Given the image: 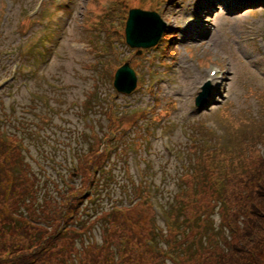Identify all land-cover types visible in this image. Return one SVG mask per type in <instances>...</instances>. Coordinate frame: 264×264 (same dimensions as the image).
I'll return each instance as SVG.
<instances>
[{
  "label": "trees",
  "instance_id": "1",
  "mask_svg": "<svg viewBox=\"0 0 264 264\" xmlns=\"http://www.w3.org/2000/svg\"><path fill=\"white\" fill-rule=\"evenodd\" d=\"M25 118L26 115L23 114L22 109L19 123H24ZM0 179L1 185H5L4 174ZM208 183L207 180H204L205 192ZM247 188L249 193L252 194V199L241 206L240 218L244 219V223L245 218H248V220L243 225L238 237H231L232 232L226 234L220 230L204 227L205 225L201 224L202 221L199 216H195L190 222L187 215L173 212L177 228L158 233L156 240L158 242L163 241L165 248H169L171 252H176L182 259L188 260L187 264L195 263L198 254L205 255L208 258L207 264H264V256L261 255L264 251V171L251 178ZM54 190H56V187ZM0 191L2 190L0 189ZM182 191L184 194L186 189H182ZM12 193H16L14 188ZM24 193H27V191ZM2 194L3 192L0 193V216H2L0 221L3 220L2 224L5 226L3 234L0 235V246H4V248H0V264H60L59 259L47 248H33L36 245L35 243L45 241L46 233L39 226L34 227L29 224L27 227H23L19 221L5 219L6 216L1 206ZM15 197L12 194L11 198ZM68 197V191H65L59 200L56 196L55 198L49 196V198L55 199V206H66ZM194 199L195 197L183 201L181 205L188 206L187 203ZM178 204H174L171 209L180 210ZM203 206L210 207L209 204L199 200L198 208ZM154 231H157L155 227L146 222L139 226L138 235H142L143 232ZM138 235L134 233L141 248L139 250L128 248L129 256L123 264H167L163 252L159 248L152 250L146 248ZM196 248L205 249L206 252H201ZM210 248H212V251H210ZM224 248L233 249L226 251ZM56 249L60 250L61 248ZM110 250L112 251V248ZM92 257L95 264H107V257L103 256V248H96Z\"/></svg>",
  "mask_w": 264,
  "mask_h": 264
},
{
  "label": "rangeland",
  "instance_id": "2",
  "mask_svg": "<svg viewBox=\"0 0 264 264\" xmlns=\"http://www.w3.org/2000/svg\"><path fill=\"white\" fill-rule=\"evenodd\" d=\"M4 0H0V11L2 9V2ZM107 0H98L95 1L94 4L90 3L89 0H82L80 5V11L75 16V21L71 22L70 24V30L69 35L63 40V42L60 45V55L61 58L55 59L53 66L58 65L59 71L58 74H63L62 78L63 81H66L67 83H76L77 86H79V89H90L93 86H95L98 83L93 82V77L95 76V73L93 72H85L83 71L79 76L75 74L77 71L81 68V65L85 62V64L91 60V56L93 53L92 44H88V38L89 32L88 27L86 23H89L91 19V15L89 16L88 9H85V6H93L94 10L100 11L101 8L104 6V2ZM6 2V0H5ZM3 9H7V5L4 3ZM90 9V8H89ZM238 17V16H237ZM236 17H231V20L229 22L230 29H231V35L232 38V48L233 50H237L242 56H244L248 61L254 62L257 61V64L253 66V69H247V67L241 63V61L237 60L235 61L236 68L238 69V72L241 74V71L243 68L247 69L248 74L251 79L254 80V84L248 83L246 81L247 72L243 74L242 76H239L238 81L243 84L244 87H250L252 86L253 92L249 96H243L241 97L240 93L233 99V103L231 104V110L234 114V112L237 111H243V115H238L237 123L243 122V132H248L250 130V124H249V117L255 116L256 121L258 124L261 123V125L264 126V117H259L258 114H260L261 106H264V77H259L260 75L257 73L258 66L264 73V57L261 55L260 52L256 51V48L252 44H246L239 36V20L233 19ZM87 20V21H86ZM226 20V19H225ZM86 21V23H85ZM84 23V26L82 25ZM109 24V23H108ZM107 24V25H108ZM107 25L101 27V31L105 30L107 31ZM227 32H229L228 23L225 24ZM73 32V33H72ZM220 31L214 30L213 33H219ZM87 36H86V35ZM218 45V44H216ZM224 46V45H223ZM247 65V62H245ZM243 67V68H242ZM58 68H56L58 70ZM54 67L52 70L54 71ZM256 69V71H255ZM245 72V71H244ZM85 74L87 76L85 77ZM90 74L91 76H88ZM239 74V75H240ZM77 79V80H76ZM101 85V84H99ZM27 92L28 90L25 89ZM73 92V94H72ZM69 93L72 95L70 97H80V94L78 95V91L71 90ZM60 94V93H58ZM238 100H241L238 101ZM62 103V100H59L58 98L55 99V107L58 108L60 104ZM261 111H264L262 109ZM80 128V127H79ZM154 130L156 127L153 128ZM154 149H157L156 144H154ZM168 205V204H167ZM216 218V217H215ZM247 222L248 218H245ZM244 223V224H245ZM219 225L215 224V228H218ZM243 228V227H242ZM233 248H224L226 251H230ZM264 256V251L261 254Z\"/></svg>",
  "mask_w": 264,
  "mask_h": 264
}]
</instances>
